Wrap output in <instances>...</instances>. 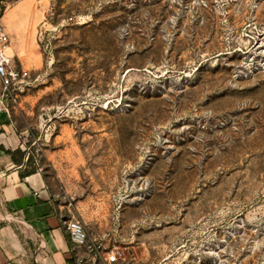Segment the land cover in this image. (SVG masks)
<instances>
[{
    "label": "rangeland",
    "instance_id": "obj_1",
    "mask_svg": "<svg viewBox=\"0 0 264 264\" xmlns=\"http://www.w3.org/2000/svg\"><path fill=\"white\" fill-rule=\"evenodd\" d=\"M0 22L28 70L0 136L117 264H264V0H13Z\"/></svg>",
    "mask_w": 264,
    "mask_h": 264
},
{
    "label": "crops",
    "instance_id": "obj_2",
    "mask_svg": "<svg viewBox=\"0 0 264 264\" xmlns=\"http://www.w3.org/2000/svg\"><path fill=\"white\" fill-rule=\"evenodd\" d=\"M0 112L1 131H9ZM4 149L14 150L0 136ZM16 165L0 148V264H105L98 234L89 232L88 218L72 209L40 171L20 176ZM69 217L80 220L87 240L74 243L65 227ZM95 239V240H93Z\"/></svg>",
    "mask_w": 264,
    "mask_h": 264
},
{
    "label": "built area",
    "instance_id": "obj_3",
    "mask_svg": "<svg viewBox=\"0 0 264 264\" xmlns=\"http://www.w3.org/2000/svg\"><path fill=\"white\" fill-rule=\"evenodd\" d=\"M11 1L13 0H0V17L2 10H4ZM8 44V32L0 22V88L3 92L9 91L11 88H16L17 85L28 76L27 69L12 63V57L7 52ZM2 96L3 93L0 94V112L6 109ZM64 223L71 240L79 245L85 244L87 235L80 220L75 217H69ZM99 248L100 251L103 252L105 264L118 263L119 260L115 251L116 246L112 248L100 246Z\"/></svg>",
    "mask_w": 264,
    "mask_h": 264
},
{
    "label": "trees",
    "instance_id": "obj_4",
    "mask_svg": "<svg viewBox=\"0 0 264 264\" xmlns=\"http://www.w3.org/2000/svg\"><path fill=\"white\" fill-rule=\"evenodd\" d=\"M0 148L7 154H9L13 160V162L16 165H21V167L25 166V163L29 162V156L26 155L25 150H22L20 148H16L14 150H10V149H4L3 146L0 145ZM35 170H26L23 169L22 171H20V176H25L29 173L34 172Z\"/></svg>",
    "mask_w": 264,
    "mask_h": 264
}]
</instances>
